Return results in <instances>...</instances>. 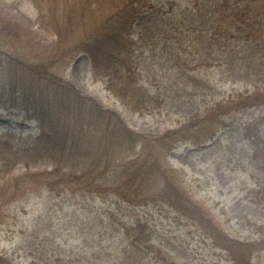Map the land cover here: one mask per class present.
Masks as SVG:
<instances>
[{"label":"trees","instance_id":"trees-1","mask_svg":"<svg viewBox=\"0 0 264 264\" xmlns=\"http://www.w3.org/2000/svg\"><path fill=\"white\" fill-rule=\"evenodd\" d=\"M50 1L51 5L55 6L59 2ZM167 1L168 10H162L161 7L159 10H162L164 15H171V25L165 26L161 34L152 35L154 39H147L150 36L133 32L136 18L153 10L151 0H110L112 13L104 16L88 33L83 32L82 28L72 27L74 20H49L44 24L41 22L43 20L38 21L42 23L43 31L56 37V45L52 47L41 45L39 36L33 31L18 24H11L9 20L6 22L0 14V40L6 38L10 42V54L7 59L9 66L3 71L13 69V73L8 75L11 89L2 85L0 93L5 95L8 92L14 95L13 104L20 105L28 118L36 121L39 129L37 137L18 139L19 142L15 146L10 139H7L8 142L0 141V172L12 171L14 160L11 158L17 159L15 162L18 163L20 159L29 157L25 163L24 175L15 177L13 182L3 181L0 177L3 184L0 187V220L3 217L1 210L6 206L3 198L7 195L5 192L15 191L16 187L18 189L28 178H32L34 183L51 192L61 191L64 187L66 190L80 187L78 193L92 191L94 200H101L97 202V209L101 208L103 212L106 211L104 208L114 205L110 201L140 205L138 199L145 195L147 202L163 200L183 219L197 224L211 239L213 249L223 250L232 264H248L246 253H249L254 245H260L261 241L252 244L250 241L230 238L208 209L188 195L183 186V178L180 179L181 175H178L181 172L169 163L168 166L161 165L159 158L148 151L161 140L169 147H176V142L182 139L186 130L198 126L197 123L204 125L208 122L204 131L200 128L196 136L199 143L213 139L218 124L229 126L222 120L226 113L248 107L264 109V88L247 94L248 96L240 97L242 94H238L235 98L223 101L221 105L209 107L201 119L192 120L182 127L159 136L137 139V135L122 127L111 113L100 110L90 100L75 92L64 77L70 61L80 54H85L90 59L93 76L104 82L107 90L121 100L132 113L144 114L155 111L160 113L168 105L164 93L167 91L171 94L173 89H167V85L161 86V79L158 78L164 63L176 62L178 70L182 73L185 72L186 64H193L198 71L240 65L237 69L232 67L234 72L231 71V77L234 78L238 74L243 75V68L248 65L251 68L256 64L255 61H261L264 65V0ZM78 3L83 8L87 6L88 0ZM78 3L73 6L75 9ZM55 6L51 7L53 11H56ZM179 7L183 13L177 10ZM181 24H184L182 28ZM77 30L79 37L74 35ZM170 32H173L174 36H169ZM176 44L179 51L174 48ZM204 47L208 51L207 59H197L200 48ZM238 79L235 80L246 81V76ZM152 81H157V85L155 93L150 96L145 92L144 85ZM174 83L177 84V81ZM157 90H162L163 94H158ZM179 94L178 98L190 96L187 90L179 91ZM3 104L8 103L6 101ZM258 123H261V120ZM75 124L77 129H74ZM83 136L95 139L94 143L88 142L84 151L85 159L92 158L94 149L97 155L96 160L87 169L75 161L78 160L76 155L81 148ZM247 136L252 137L253 134L248 132ZM139 141L144 150L142 160L135 152ZM250 143L252 144L251 141ZM260 143H264V135L261 132L255 134L254 150L248 160L251 166L248 169L255 170L252 172L254 187L249 192L259 203V199L263 200L260 207L264 208V146H259ZM130 150L131 154L125 158L117 157ZM115 151H118V154L111 158L110 153ZM128 162L130 164L126 167L125 163ZM41 164L47 165L45 175L29 173L33 169L31 165ZM116 165L123 166L120 168L122 178L110 183L114 179L110 175L116 171ZM154 191L157 192V197L152 196L151 192ZM64 208L66 214L76 215L77 207L67 205L62 207V210ZM91 211L83 212L87 227L93 224L88 219ZM110 217H103L101 220L94 217L98 220H94V224L103 232L98 234V238L86 234L89 239L86 248L90 256L95 255L96 264H101L105 258V264L166 262L160 252L150 245V229L156 226L154 223L143 221L139 217L133 220L122 219V214L117 212H111ZM107 233L110 234L106 237ZM116 236H121L123 241L112 249L110 241ZM52 252L56 253V250L52 249ZM63 254L66 259H61L56 264H84L81 258L89 256L84 253L83 248L77 253ZM150 256L153 262L148 259ZM2 260L0 256V263ZM171 264L182 263L173 259Z\"/></svg>","mask_w":264,"mask_h":264},{"label":"rangeland","instance_id":"rangeland-1","mask_svg":"<svg viewBox=\"0 0 264 264\" xmlns=\"http://www.w3.org/2000/svg\"><path fill=\"white\" fill-rule=\"evenodd\" d=\"M80 1L61 0L60 2L59 0L55 6L51 5L50 0H0V14L6 22L10 21L11 24H18L29 31H33L39 36L41 45L52 47L56 45V37L43 31L42 23H38V21L43 20L41 22L44 24L49 20H74L72 27L82 28L83 32L88 33L104 16H109L112 13L109 0H88L87 6L83 8L78 3ZM152 1L159 5L162 4V0ZM76 3H78L77 9L73 7ZM177 3L179 5L178 1ZM52 6L56 7V11L51 9ZM177 10L183 13L181 7ZM154 11L157 13L155 16H145L143 19L141 15L133 25L135 32H139L143 36H150L147 39H154L152 35L161 34L165 26L171 25L169 22L170 14L163 19L157 12L158 7L154 8ZM51 13L53 14L50 15ZM78 20L82 21L79 22ZM160 20H166V22L162 23ZM183 25L181 24L180 27L182 28ZM74 35L79 37V30L74 32ZM169 36H174L173 32H170ZM174 48L179 51L177 44ZM9 49V40L1 39L0 85L2 81L4 87L7 86L11 89L9 78L5 79L4 75H11L13 69L5 74L3 72V69L9 66L5 60L9 57L7 55V53L10 54ZM255 63L251 68L248 65L241 71L244 77L246 76V81L243 82L247 86L225 81V76H219L220 81L217 84L216 78L218 77L213 74V71L206 70L204 75L201 72V77L197 76L196 78L198 86H201L199 97L192 98L193 96H190L187 99L183 98L184 100L177 101L176 97L181 90L170 92V95L165 91V96L170 98L167 107L160 113L156 111L146 112L143 115L128 111L117 97L108 92L101 81L95 80L90 71V63L87 57L80 56L78 60L70 62L65 72L68 82L80 95L91 99L99 108L114 114L128 130L137 134V139L139 137L144 139L145 136L162 135L167 131L182 127L192 120L201 119L208 108L214 106V102L219 101L221 104L230 96L235 98L238 94H242L240 97H243L258 89L263 90L264 65L261 61H255ZM231 67L237 69L240 65H232ZM233 68L232 71H234ZM161 72L162 74L158 76L161 79L160 85H168V89H170L173 79H176L175 75H179L177 67L175 65L169 67V65L163 64ZM184 79L196 87L194 79L192 80L187 76H184ZM208 84H211L213 88L209 87ZM156 85L157 81L145 84V92L151 96L155 93ZM159 92L161 91H158V94ZM8 95L9 93L5 96L6 99ZM192 99L195 100L192 101ZM262 111L264 109L260 107H248L231 114L226 113L222 120L230 127L223 128L221 124H218L216 136L205 143H199L196 136L200 132V128L204 131L208 122L204 125L197 123L198 126L188 128L182 139L176 142V147H169L161 140L148 151L159 158L161 165L168 166L167 163H169L175 170H179L181 173L178 175H181L180 179L183 178V186L191 199L210 210L214 208L222 230L231 238L241 241L264 238V212L259 209L258 202L247 201L245 187L249 180L242 171V168L248 164L254 150L255 134L261 132L264 135V112ZM260 120L261 123H258ZM77 128L78 126L75 124L74 129ZM36 131V123L27 120L26 112L20 108V105H9L6 110L0 109V136L6 132L22 136L35 135ZM248 132L253 134V138L247 136ZM94 141L95 139L83 136L81 148L76 155L78 160H71L79 162L85 169L90 168L97 158L95 149L90 160L85 159L84 151H86L88 142L94 143ZM259 146H264V143H260ZM131 152L130 150L128 153L117 157L123 159ZM135 152L138 153V158L142 160L144 150L141 141H139ZM117 154L118 151L112 152L110 157L113 158ZM11 159L14 160L12 171L0 172L3 181L13 182L15 177L26 173L25 163L29 157L20 159L18 163L15 162L17 159L14 157ZM107 161L109 162L110 159ZM125 164L127 167L130 162ZM1 166L0 162V169ZM116 166H114L116 171L110 175L111 178H114L110 183L122 178L120 168L123 166ZM31 167L33 168L29 172L31 175H45L47 172L46 164L31 165ZM2 180H0V187L3 185ZM78 188L73 187L66 190L64 187L61 191L51 192L34 183L32 178H28L18 186V189L16 187L17 191L8 190L5 192L7 195L3 198H5L6 206L1 210L3 217L2 222H0V256L3 258L0 264H56L59 260L66 259L63 252L60 251L61 246L69 247L72 246V242L79 240L81 242L75 251L82 247L84 253L89 255L81 258V261L84 264H96L95 255L94 257L90 256V252L86 248L88 246L85 240L86 234L87 232L99 234V229L94 224V217L101 220L103 217H110L111 212L122 214V219L133 220L139 217L144 221L154 223L158 233L164 234V237L160 239L164 246L168 247L170 242L178 246L176 255L177 257L183 255L184 259L181 257V261L184 260L188 264H227L220 262L221 258L216 263L214 260L218 258L217 250L209 248V245L202 239L203 233L196 226L189 225V222H185V220L181 222L176 215L169 214L170 211L166 210L171 208L165 207L162 210L163 202L161 200H154L150 203V201H146L144 195L138 201L141 203L140 205H148L145 207L133 203L110 201L114 205L111 204L104 208L106 211L103 212V209H97V202L101 200L96 198L95 201L92 191L90 193L85 190L78 193ZM151 194L157 197L156 191L151 192ZM67 205L77 207L76 215L66 214V208L62 210V207H67ZM121 205L123 207H120ZM89 210H92L91 216L87 218L93 224L87 227L85 219H83V212ZM109 234L107 233L106 236ZM154 238L151 237V242L153 241L155 250H162L163 246ZM122 241L121 236L114 237L110 241L111 248L117 247ZM52 249H55L56 253H53ZM108 251L110 252V250ZM254 255L253 264H264V250L262 251V248H259ZM73 263L76 264V262ZM101 264H105V259L103 262L101 261Z\"/></svg>","mask_w":264,"mask_h":264}]
</instances>
